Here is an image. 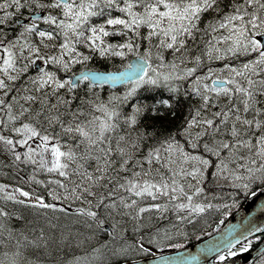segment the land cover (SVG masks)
Returning <instances> with one entry per match:
<instances>
[{
  "label": "snow or ice",
  "instance_id": "snow-or-ice-1",
  "mask_svg": "<svg viewBox=\"0 0 264 264\" xmlns=\"http://www.w3.org/2000/svg\"><path fill=\"white\" fill-rule=\"evenodd\" d=\"M258 186L264 0H0V264H144Z\"/></svg>",
  "mask_w": 264,
  "mask_h": 264
},
{
  "label": "water",
  "instance_id": "water-1",
  "mask_svg": "<svg viewBox=\"0 0 264 264\" xmlns=\"http://www.w3.org/2000/svg\"><path fill=\"white\" fill-rule=\"evenodd\" d=\"M249 221L256 224L257 228H259L260 225L264 224V189H260L259 191L251 195L245 201L243 206L238 211L229 216L223 223V225L214 233L194 242L187 247L143 257L140 259L144 261V264H152L157 256L166 255L180 260L181 264H201V261H203L204 258L207 257V264H222V262H217L215 260L214 254L209 256L207 253L200 252V249L210 237L215 236L217 232H222L225 228L228 227V225L236 226L233 233L234 235H236L244 231L246 227H250ZM261 233H264V231H256L253 233V237ZM245 235H247V233H245ZM198 252L199 256L197 261L185 259L188 254H197ZM262 253H264V239L249 251L236 257L227 259L228 264H251Z\"/></svg>",
  "mask_w": 264,
  "mask_h": 264
},
{
  "label": "trees",
  "instance_id": "trees-1",
  "mask_svg": "<svg viewBox=\"0 0 264 264\" xmlns=\"http://www.w3.org/2000/svg\"><path fill=\"white\" fill-rule=\"evenodd\" d=\"M90 67L101 68L102 70H108V68L104 67V65H102V64L90 65ZM109 67H112V66H109ZM74 70H77L78 71L79 68L77 67ZM260 189L261 188L258 186L256 188H253L251 193H249L247 195H243L242 198L240 199L239 204L236 207H233V208L229 209V212H228V215L227 216H225V217H214L213 219H214L215 222L214 223H211V227L206 228L203 234H198V235H195V236H189L188 239L185 242H181L182 243V247L181 248L187 247V246L193 244L194 242H196V241H198V240H200V239H202V238H204V237H206V236L214 233L218 228H220L223 225V223L226 221V219L229 216H231L233 213H235L236 211H238L243 206V204L245 203V201L251 195H253L255 192H257ZM217 225H219V227H217ZM255 237H258V238H250L251 239V244L247 248V250L241 252V251H239L237 249L235 256L241 255V254L249 251L250 249L254 248L258 243H260L264 239V233H261V234L255 236ZM153 248L156 251L151 250L150 252L144 253V255L145 256H152V255L160 254V253H163V252L180 249V248H175V247H172V248H163V249H158V248H155V247H153ZM135 258H137V257H135ZM230 258H233V257H230ZM230 258H226V259H230ZM261 258L262 257L260 256L256 261H254L251 264H259V261L261 260Z\"/></svg>",
  "mask_w": 264,
  "mask_h": 264
},
{
  "label": "bare ground",
  "instance_id": "bare-ground-1",
  "mask_svg": "<svg viewBox=\"0 0 264 264\" xmlns=\"http://www.w3.org/2000/svg\"><path fill=\"white\" fill-rule=\"evenodd\" d=\"M154 251H156V250H154ZM144 256H145V255H142V256H139V257H137V258H135V259H140V258H143ZM260 256H261V255H260ZM260 256H259V257H260ZM145 257H147V256H145ZM259 257H258V258H259ZM258 258H257V259H258ZM257 259H256V260H257ZM256 260H255V261H256ZM252 263H253V262H252Z\"/></svg>",
  "mask_w": 264,
  "mask_h": 264
},
{
  "label": "rangeland",
  "instance_id": "rangeland-1",
  "mask_svg": "<svg viewBox=\"0 0 264 264\" xmlns=\"http://www.w3.org/2000/svg\"><path fill=\"white\" fill-rule=\"evenodd\" d=\"M146 247H149V248H151V250H153V251H154V248H153L151 245H146ZM142 255H144V253H143V254H141L140 256H142Z\"/></svg>",
  "mask_w": 264,
  "mask_h": 264
}]
</instances>
